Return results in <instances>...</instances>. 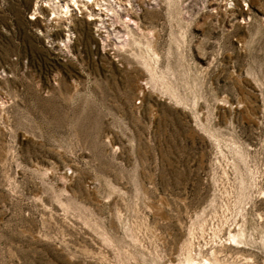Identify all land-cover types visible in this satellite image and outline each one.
Returning <instances> with one entry per match:
<instances>
[{"label":"rangeland","instance_id":"374dc122","mask_svg":"<svg viewBox=\"0 0 264 264\" xmlns=\"http://www.w3.org/2000/svg\"><path fill=\"white\" fill-rule=\"evenodd\" d=\"M70 2L0 0V264H264V0Z\"/></svg>","mask_w":264,"mask_h":264},{"label":"bare ground","instance_id":"6f19581e","mask_svg":"<svg viewBox=\"0 0 264 264\" xmlns=\"http://www.w3.org/2000/svg\"><path fill=\"white\" fill-rule=\"evenodd\" d=\"M69 1H71L70 3H65L64 5H62L61 7L62 8H64V13H67V12H69L70 11V8H69V6H71V5H73L79 12H81L80 11V8H79V5H81V7H84V8H88L89 6H91V5H93L94 7H96L95 5H97L98 4V2L99 1H101V0H69ZM120 2H121V0H119ZM139 1H141V0H139ZM107 2V1H106ZM123 2V1H122ZM79 4V5H78ZM118 4H119V2H118ZM100 5V2H99V4H98V6ZM106 6V5H105ZM109 6L110 7H108V10H110L111 11V13H113V14H115V16L117 15L118 16V13H117V11L109 4ZM98 8H93V10H92V12H91V14H94V15H98V13H95V11L94 10H97ZM106 11H108L107 9H105ZM86 11H88V10H86ZM98 11H102V10H98ZM85 12V11H84ZM103 13V12H102ZM107 13V12H106ZM57 14V13H56ZM108 14V13H107ZM106 14V15H107ZM58 15V14H57ZM82 15V14H81ZM103 15H105V14H103ZM65 16H66V14H65ZM86 16V15H85ZM71 17V16H70ZM95 17V16H94ZM102 17V16H101ZM107 17V16H106ZM119 17V16H118ZM68 18V17H67ZM100 18V17H99ZM104 18V17H103ZM102 18V19H103ZM91 19V18H90ZM105 19V18H104ZM121 19V18H120ZM105 21V20H104ZM107 21V20H106ZM109 21V20H108ZM119 21V20H118ZM101 23V22H100ZM102 24H104V23H102ZM129 30V29H128ZM131 32V31H130ZM217 233V232H216ZM230 234H232V233H230ZM229 234V235H230ZM237 234H241V232H239V233H234V234H232L230 237H231V240L234 242V243H241L242 241V239L240 240V239H238V237H237ZM216 235V234H215ZM218 237V236H217ZM244 239V238H243ZM220 244H222V243H220ZM219 244V245H220ZM192 245V244H191ZM190 245V246H191ZM192 247V246H191ZM190 247V248H191ZM189 249V248H188ZM187 249V250H188ZM191 250V249H190ZM190 250H188V251H190ZM214 251H215V249H213ZM211 253H213V255L215 254V252H211ZM187 254V253H186ZM190 255H191V252H190ZM189 254H187L186 255V257H185V260L184 261H182V262H179V263H177V264H227V262L225 263H221V261H219V259H218V256H216V255H214V257H213V260H210V259H206L205 258V260H202V261H199V260H197V261H195L191 256H190ZM185 256V255H184ZM203 257V256H202Z\"/></svg>","mask_w":264,"mask_h":264}]
</instances>
